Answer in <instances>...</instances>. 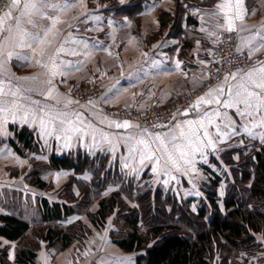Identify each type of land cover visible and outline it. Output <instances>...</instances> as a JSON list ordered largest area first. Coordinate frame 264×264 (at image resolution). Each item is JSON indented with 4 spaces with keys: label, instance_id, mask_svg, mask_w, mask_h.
Instances as JSON below:
<instances>
[{
    "label": "snow or ice",
    "instance_id": "1",
    "mask_svg": "<svg viewBox=\"0 0 264 264\" xmlns=\"http://www.w3.org/2000/svg\"><path fill=\"white\" fill-rule=\"evenodd\" d=\"M80 4H83V0H6L5 4L0 5V134H3L4 124L18 119L30 126L38 123L42 136L63 139L65 147L70 146L73 137L77 141L90 137L96 144L99 135L101 142L109 144L110 150L114 151L116 143L122 142L129 155L135 154L140 164H144L145 160L151 161L152 171L156 172L159 167L165 175H170L173 169L179 172L182 166L194 169L197 154L203 157L206 149L216 141L223 142L225 138L244 134L264 144V61L224 73L217 85L210 87L187 109L179 112L180 115L188 116L190 111H195L199 113L195 119L176 121L177 113H173L174 123L154 124L152 129L127 119L122 122L109 121V127L123 129V133L99 129L80 110L88 105L95 107V101L89 99L85 105H80L78 100L71 98V90L63 94L53 87L56 77L66 78L71 70L79 71L92 56L93 50L89 49L86 41L74 38L71 31L61 27H74L62 16ZM207 15L210 20L215 18V23L211 25L213 29L250 33L239 37L240 44L237 47L238 52L247 48L249 59L253 53L264 49V26L252 32L242 23L246 15L244 0H221L215 5V10ZM71 19L78 17L73 16ZM200 19V31L208 32L209 38L215 37L219 42L220 33L205 26L203 15ZM238 21L241 23L238 24ZM69 42L83 45V50L67 48ZM100 50L108 52L107 48ZM108 54L111 55L110 52ZM65 55H82L84 59L74 65L63 58ZM13 60L24 61L44 71L29 77H16L9 67ZM152 63L155 65L157 62ZM180 64L177 60L176 67L179 68ZM141 71L142 66H137L127 76L129 79H140ZM121 75L124 73L121 72ZM114 89V99H119L122 92L127 91L118 89L116 84L108 91ZM34 92L42 99H34ZM108 99V96L102 97V100ZM208 106L214 107L208 110ZM201 108H204L202 113ZM228 109H233L239 118V130L236 121L226 111ZM212 128L214 133L210 131ZM113 136L116 138L115 143L110 139ZM124 166L127 167V163ZM171 178L176 179L175 176ZM98 250H102V247ZM100 264H131V257H116L112 261L102 258Z\"/></svg>",
    "mask_w": 264,
    "mask_h": 264
},
{
    "label": "trees",
    "instance_id": "2",
    "mask_svg": "<svg viewBox=\"0 0 264 264\" xmlns=\"http://www.w3.org/2000/svg\"><path fill=\"white\" fill-rule=\"evenodd\" d=\"M131 1L141 3L142 0ZM215 1L201 0L199 3L209 5ZM175 2L177 20L190 6L191 0ZM130 5L126 11L133 12ZM140 8L138 5L134 9L139 11ZM187 19L196 22L192 16ZM176 25L179 27V22ZM10 129L14 137L7 141L19 154H23V149L39 150L40 143L33 130L13 124ZM234 151L222 155L231 171L223 196L224 210L219 205L221 177L216 172H213L215 175L210 181L206 200L203 199L197 210H193L189 198H180L160 186L142 190L134 178L124 179L121 174L110 178L120 184V189L101 197L100 193L110 180L104 167L95 166L98 154L91 156L80 149L61 155L51 153L48 167L72 170L74 174L105 172L99 182L76 181L86 197V202L79 205L88 207L91 200L99 198L98 208L88 211L90 221L96 227L104 226L115 212L114 218L119 225L118 234L111 236L112 241L123 251L136 252V264H247L245 260L240 261L242 253H254L260 245L255 233L264 232V144L254 141L239 147L236 149L237 159L233 157ZM32 182L45 185L39 175ZM93 188L97 190L92 192ZM123 195L135 204H129ZM39 204L43 222L64 220L75 212V208L66 202H50L42 198ZM29 228L30 222L23 217L0 213V237L19 241ZM73 228V225L66 229L49 228L45 238L61 240L66 247L71 243ZM35 256L34 251L23 248L16 254V264H33ZM0 264L4 261L0 260Z\"/></svg>",
    "mask_w": 264,
    "mask_h": 264
},
{
    "label": "crops",
    "instance_id": "3",
    "mask_svg": "<svg viewBox=\"0 0 264 264\" xmlns=\"http://www.w3.org/2000/svg\"><path fill=\"white\" fill-rule=\"evenodd\" d=\"M86 1L88 0H85V2ZM102 1L103 2L100 3L101 1L92 0L90 4L87 2V5H85L86 11H81L78 6L69 9L68 12L62 16V19L68 20L74 27L71 29H67L65 25H61V27H64L66 31H71L74 38L86 41L89 49L93 51L91 58L84 63L79 71H75L74 69L71 70V74L66 78L56 77L53 82V87L57 82L62 83L64 81H79L85 79L93 75L94 72L105 74L103 91L93 100L96 102L95 107L86 110L83 109L81 111L104 132L123 133V129L117 130L114 126H108L110 120L121 122L123 120L106 115L99 109L100 106H131L143 109L153 105L165 104L181 92L190 91L202 86L207 72L206 39L208 32L200 31L202 26L200 17L203 15L206 22L205 26L213 30L211 25L215 23V18H211L210 20L207 13L214 11L215 5L221 2V0H216L213 4L209 5L199 3L201 0H196L199 3L196 4L192 0L191 2L193 4L188 6L187 10L177 20H175L176 6L173 7L172 0H142L141 3H133L131 0ZM129 5L131 6V10H134L133 12L126 11ZM138 5H140L141 8L139 11H136L135 9ZM244 9L246 15L242 23L251 29L252 32L264 26V0H244ZM73 16L78 17V19H71ZM187 16H192L196 22L187 19ZM148 18L151 20L148 23L149 25L147 24ZM162 20H164V22ZM177 22H179V27L176 25ZM222 22L223 21H221V23ZM237 23L239 24L241 22L238 21ZM249 34V32H243L240 33V36H247ZM197 41H199V43H197ZM66 47L69 49L75 47L83 50V45H73L71 42H69ZM103 48H107L111 55H109L108 52L100 50ZM243 50L248 52L247 48ZM144 53L147 55H143ZM252 56L258 57V62L264 61V49L253 53ZM63 58L72 61L74 65L84 59L82 55H65ZM177 60L181 62L179 68L176 67ZM153 61L157 63L153 65ZM201 61H203V63H201ZM137 66H142V71L139 74L140 79H129L127 73ZM9 67L10 72L16 77H29L44 71L24 61L16 60H13ZM121 72H123L124 75H121ZM219 82L220 80L212 87ZM113 84H116L118 89H127V91L122 92L119 99L112 98L115 89L112 92L108 91ZM25 86H27V84ZM35 86L45 89L47 87L42 85ZM208 89L201 95H204ZM32 95L34 99H42V97L35 92L32 93ZM53 95H55V93H53ZM105 96H108L110 99L102 100V97ZM213 107L214 106H208V110H211ZM200 111L202 113L204 108H201ZM221 111L224 110L221 109ZM226 111L233 117L238 127L240 120L236 117L235 111L233 109H228ZM198 115L199 113L191 111L188 116L182 115L176 121L195 119ZM104 116L108 117V119H102ZM11 124L20 127L26 126L33 130L37 140H40L43 145L54 147L56 151L60 150L61 152H56V154L59 155L68 153L70 150L72 151L74 149H82L87 153L90 151L99 152L100 150H106L109 155L120 158L121 162L124 161L125 163L134 165V167L138 165L145 169L148 167L149 171L154 174H164L159 167H157L156 172H153V164L151 161L145 160L144 164H140L135 154L132 156L129 155L128 149L122 142L116 143L114 151L110 150L109 144L107 142H101L99 135L97 136L96 144H93L90 137H85L81 141H77L76 137H73L70 146L65 147L63 139L56 140L54 137L42 136L38 123L30 126L17 119L15 122L9 120L3 125V134H0L2 139L14 137V132L10 129ZM249 126L251 127V125ZM210 131L214 133L215 130L212 128ZM238 138H240V140H238ZM110 139L115 143L116 138L114 136L110 137ZM254 141L260 142L258 139H251L244 134L225 138L223 142L216 141L212 147L206 149V154L203 156L208 158V155L212 154L208 161V166H206V164L204 166L205 171L208 174L216 172L213 166H211V164L220 165V161L213 156L216 155V153L222 158L225 152L235 150L233 157L237 159L238 152L236 149L251 144ZM4 143L8 144V142ZM201 158L202 157L197 154L196 163H201ZM221 161L225 164L223 158ZM227 166L230 167V165ZM183 167L184 166L181 167L179 172L190 174V171H188L189 169L187 170ZM179 172L173 169L171 173L179 174ZM219 205L221 210H224L223 202L220 203L219 201ZM255 237L260 244L258 249L252 254L242 253V259H240V261L245 260L247 264H264V232H256ZM0 242H4L6 243L5 245L9 246L15 241L0 237ZM41 253L43 252L36 251L35 264L38 260H41V258H39ZM117 257H120V255ZM7 264L10 263L7 262ZM131 264H136L135 257H132Z\"/></svg>",
    "mask_w": 264,
    "mask_h": 264
},
{
    "label": "rangeland",
    "instance_id": "4",
    "mask_svg": "<svg viewBox=\"0 0 264 264\" xmlns=\"http://www.w3.org/2000/svg\"><path fill=\"white\" fill-rule=\"evenodd\" d=\"M91 1L92 0H88L85 2V0H83V4L79 5L81 11H86L85 5H87V2L90 4ZM95 1H101L100 3L103 2L102 0ZM193 1L196 4H199L196 0ZM172 3L173 7L176 6L175 0H172ZM192 4L193 3L191 2L190 5ZM150 21L151 20L148 18L147 24ZM94 79H98L101 82L103 91L105 74L100 72H94L90 77L79 81L70 80L62 83L57 82L54 87L63 94H68L69 90H71V98L73 100H78L80 105H85L88 99L84 100L75 95V91H77L76 86H85ZM102 91L91 100H95ZM184 92H181L180 94ZM178 95L174 98H177ZM91 107V105H88L83 109L86 110ZM124 108L135 107L100 106L99 109H101L106 115H109L108 110L117 111ZM147 108L149 107L135 109L144 110ZM181 116L182 115L176 116V120ZM129 121L146 126L137 121ZM171 123H174V121ZM148 128L152 129V127ZM8 139L6 138L3 140L0 135V212L14 213L23 217L30 222V228L21 240L15 241L9 246L5 245L6 243L4 242H0V260L4 261V264H7V262L10 264H16V254L23 248L31 249L35 254L36 251L43 252L39 257L41 260H38L36 264H100L102 258L104 261H112L119 255L120 257H131V259L136 256V252L122 251L112 241L111 236H116L118 234V230L116 229H118L119 225H117L119 221L114 218L116 216L115 212L108 218L104 226L96 227L90 221L88 211L96 210L98 208L99 198L91 200L89 205H87L88 207L83 208L79 205L80 203L86 202V197H84V194L76 181L82 180L83 182L90 183L93 180H96V182H99L100 179L104 178V171H101V174H92L90 171L81 174H74L73 171L66 169H50L48 167L49 155L51 153L56 154V152H61L60 150L56 151L54 147L43 145V143L38 140L40 143L38 151H28L23 149V154H19L9 143H4L8 142ZM238 140H240V138H238ZM76 150L78 149L72 151ZM88 154L91 156L98 154L95 156V166L104 167V170L108 173L109 180L110 178H114V174H121L120 176L124 179L134 178L139 186H141L142 190H146L150 186H153L154 188L160 186L166 192H173L180 198H189L191 208H195V210H197V206L202 203L203 199L206 200L207 195L210 192V181L215 175L212 173L208 174L204 169L205 164L208 166V161L212 154H209L208 158L202 157L200 159L202 162L199 164L196 163L194 169L184 166V169H189L188 171H190V174L179 172V174L171 173L170 175L154 174L149 171L148 167L147 169L140 165L134 167V165L129 163H127V167H125L124 161L121 162L120 158L109 155L106 150H100L99 152L90 151ZM213 156L220 161V165L211 164V166H213V169L220 174L221 177L219 201L222 203L225 194L224 190H226L228 179L231 178V171L227 164H223L221 161L222 158L219 157L218 153ZM117 168H119V170H117ZM37 175L45 181L44 186H39L32 182ZM172 176H175L176 179H172ZM165 180L168 182L165 183ZM117 189H120V184H116L113 180H110L100 195L101 197L108 196L112 191ZM96 190L97 189L93 188L92 192ZM123 196L129 204H135L134 201L129 200L125 195ZM42 198H47L50 202H66L75 208V212L64 220L43 223L40 219L38 209ZM72 225L74 227L72 230L73 236H71V243L66 247L63 246L61 240H49L45 238V234L49 228L66 229L70 228ZM112 232L114 233L112 234ZM100 237H104V239L102 240ZM105 241H107V243H105ZM101 247L102 250H98ZM33 264H35V262Z\"/></svg>",
    "mask_w": 264,
    "mask_h": 264
},
{
    "label": "built area",
    "instance_id": "5",
    "mask_svg": "<svg viewBox=\"0 0 264 264\" xmlns=\"http://www.w3.org/2000/svg\"><path fill=\"white\" fill-rule=\"evenodd\" d=\"M5 3L6 0H0V5ZM212 31L220 33V41L217 42L215 37L209 38L207 36V72L201 87L179 94L177 98L172 99L165 105H154L144 110L135 108H124L117 111L108 110V114L115 118L137 121L148 127H153L154 124L171 123L173 113H177L176 116L180 115L179 112L188 108L189 104L194 102L206 89L221 80L224 73L234 71L237 68L252 66L258 62L256 56H251V59H249L248 52L245 50L237 51L240 33H229L222 29H213ZM76 88L75 95L77 97L89 100L102 91V84L98 79H94L85 86L80 85Z\"/></svg>",
    "mask_w": 264,
    "mask_h": 264
},
{
    "label": "water",
    "instance_id": "6",
    "mask_svg": "<svg viewBox=\"0 0 264 264\" xmlns=\"http://www.w3.org/2000/svg\"><path fill=\"white\" fill-rule=\"evenodd\" d=\"M187 109V108H186ZM191 112V111H190ZM190 112H189V114H190Z\"/></svg>",
    "mask_w": 264,
    "mask_h": 264
}]
</instances>
